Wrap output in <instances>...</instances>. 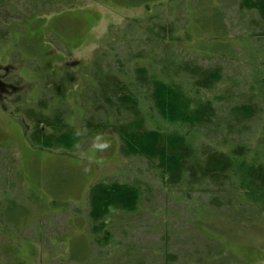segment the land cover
<instances>
[{"label": "rangeland", "instance_id": "1", "mask_svg": "<svg viewBox=\"0 0 264 264\" xmlns=\"http://www.w3.org/2000/svg\"><path fill=\"white\" fill-rule=\"evenodd\" d=\"M160 20L173 26L172 40L161 44L149 30ZM263 33L264 21L240 0H0V264H264V213L234 198L233 208L213 207L207 185L166 186L146 159L120 153L115 133L92 137L84 124L97 82L117 66L150 74L163 57L169 66L193 60L219 73L200 90L215 98L217 118L210 131L192 129L189 137L223 151L245 143L248 157L264 163V147L256 149L264 140ZM66 72L74 76L69 84ZM50 80L64 85V97L51 100ZM48 98L50 112L59 100L80 136L73 151L34 145L26 135L33 124L26 110L38 112ZM135 98L149 107L146 126L184 132L163 122L149 99ZM246 104L254 114L237 126L230 112ZM96 181L140 188L134 211L115 208L107 217L104 245L88 217L87 190Z\"/></svg>", "mask_w": 264, "mask_h": 264}, {"label": "trees", "instance_id": "2", "mask_svg": "<svg viewBox=\"0 0 264 264\" xmlns=\"http://www.w3.org/2000/svg\"><path fill=\"white\" fill-rule=\"evenodd\" d=\"M144 1L148 0H132V4L139 5ZM240 5L255 11L264 21V0H240ZM152 27L153 25L149 26V30L155 35L152 40L159 39L160 44L164 37L172 40L171 22L162 23L160 20L155 23V30H152ZM152 48L155 49V46ZM133 55L135 59L143 56L139 52ZM166 59L163 57L158 60L157 68L150 65V74L147 67H135V71H129V68L123 69L125 65L122 63L123 65L117 66L113 72L115 75L101 77L97 82L99 96L93 99L91 96V113L84 119L87 133L92 137L105 131L115 133L120 139V153L129 158L146 159L166 186L187 184L191 189H195L192 187L207 185L211 193L208 202L213 207L233 208L234 198L240 203L244 201L249 204L258 215L263 214L264 163L259 162L258 157H248L251 151L249 146L236 141L227 151H223L210 144H199L196 138L189 137L192 129L198 132L208 131L217 118L215 98H202L200 90H208L214 86L219 79L218 71L196 64L193 60H184L183 64L190 62L191 65L181 67L174 64V60H181L176 58L171 60L169 66L166 65ZM115 62L120 61L117 59ZM95 64L99 65L100 70V63ZM164 73L171 76L164 78ZM65 77L67 80L63 81V84H69L70 80L74 79L73 74L69 72H66ZM60 84L63 87L58 88L55 81H48V91L52 93L51 100L58 95L59 98L65 96L62 91L66 88ZM52 87L57 88L56 94L50 90ZM135 96L149 99L150 105L163 122L176 125L184 132L168 130L163 125L156 127L153 123L146 126L147 119L152 121L149 107L140 106ZM48 101L49 98L39 101L41 110L38 112L26 110V118L33 121L32 126L27 125V137L34 145L50 150H75V142L80 141L79 134L64 120L65 117L58 108L59 100L51 107V112L48 109ZM255 109L254 105L238 106L232 109L230 118L239 126L254 114ZM99 116L101 119L97 118ZM144 139L145 146L141 143ZM262 146L264 147V140L256 149L261 150ZM218 194L228 195L230 198L219 202ZM87 195L90 231L94 235L101 234V245H104L110 239L107 217L115 208L127 212L134 211L140 198V188L127 182L96 181L88 187ZM235 208L240 210L236 206ZM253 217L257 218L255 215ZM3 218L6 221L11 220L10 212L5 211Z\"/></svg>", "mask_w": 264, "mask_h": 264}, {"label": "flooded vegetation", "instance_id": "3", "mask_svg": "<svg viewBox=\"0 0 264 264\" xmlns=\"http://www.w3.org/2000/svg\"><path fill=\"white\" fill-rule=\"evenodd\" d=\"M5 85L4 78H0V86ZM10 91V90H9Z\"/></svg>", "mask_w": 264, "mask_h": 264}]
</instances>
